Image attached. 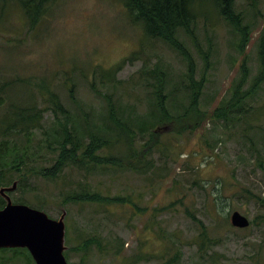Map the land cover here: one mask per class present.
I'll return each mask as SVG.
<instances>
[{
    "label": "trees",
    "instance_id": "1",
    "mask_svg": "<svg viewBox=\"0 0 264 264\" xmlns=\"http://www.w3.org/2000/svg\"><path fill=\"white\" fill-rule=\"evenodd\" d=\"M60 1L62 0H0V27L10 29V19L16 15L20 20V27L32 32L41 27L39 24L46 19L51 6ZM118 1L124 7L130 22L142 28L145 38L160 40L183 63V71L172 73L167 69L164 72L156 64L149 66L144 61L138 76L132 80L138 85L139 91L144 92L142 95L147 103L145 111L152 113L150 125L136 124L137 114L140 112L138 106L129 101L138 93L133 86H125L129 80L117 77L124 61L128 62L131 57L137 58L136 52L109 68L94 64L87 73L81 70L80 75L90 91L102 101L99 109L89 108L85 103L84 109L83 102L74 96L76 82L71 76L64 77V80L70 81V84L66 83V87L68 99L76 106L74 113L62 103L53 87L46 84V78L38 81L33 79L34 76H16L10 79L0 77V187L11 186L16 181L15 189L8 192L12 201L44 211L47 210V202L35 190L31 180L68 185L59 189L57 195L59 205L65 209L72 229L69 239L65 237L68 248L63 252L68 264H83L90 260L92 253L100 258H104L109 252L121 256L124 244L108 238V233L103 229L104 221L112 219L115 206L128 207L132 212L134 207L138 214L142 211L141 206L129 194L104 192L89 183V176L117 177L126 172L142 175L151 167L158 168L154 167L152 157L147 156L152 149H158L160 138L164 135L192 132L206 118L220 120L226 128L234 127L230 132L242 129L241 119L251 110L250 101L255 100L264 83L263 22L256 43L255 74L249 77L250 66L245 52L239 75L232 79L226 95L222 96L213 110L202 107L201 99L214 48L211 37L206 36L205 47L199 42V25L206 27L207 21L220 20L232 35L230 42L233 49L243 53L252 32L257 28L258 19L262 17L258 0H245L242 3L239 0ZM11 30L14 35L18 33L14 28ZM185 39L190 41L202 61L200 71L191 50L186 47ZM176 76L178 79L175 80ZM16 79L25 81L31 87L24 104L14 97L10 89ZM177 80L180 85L175 82ZM86 109L90 110L85 111ZM45 111L52 114L51 124L47 128L42 124ZM111 129L116 133L112 134ZM257 160L256 164L262 169L264 179L263 158L259 155ZM70 170L81 176L73 177L68 173ZM214 197L213 208L218 213L221 197ZM254 199L263 213L252 218L248 227L237 228L238 231H246L256 225V219L264 220V194L254 195ZM5 203L0 196V208ZM73 205H94L101 217H95L93 227H86L85 224L74 228L72 218H69L70 207ZM170 205L155 210L163 212ZM185 213L196 226V233L190 243L194 248L193 264H220L225 255L216 246L224 236L233 231L228 214L215 217L211 224H205L188 209ZM159 236L166 241V250L160 254L137 251L129 257H123L118 264H137L152 259L158 260L159 264H182L184 251L180 241L171 238L169 242L163 234ZM258 246L256 255L262 249V244ZM71 252L80 257V262H68ZM0 264L35 262L26 248L14 247L0 248Z\"/></svg>",
    "mask_w": 264,
    "mask_h": 264
},
{
    "label": "rangeland",
    "instance_id": "2",
    "mask_svg": "<svg viewBox=\"0 0 264 264\" xmlns=\"http://www.w3.org/2000/svg\"><path fill=\"white\" fill-rule=\"evenodd\" d=\"M242 2L245 0H239V3ZM257 5L262 17L258 19L257 28L252 32L243 53L233 49L230 42L232 35L220 20L207 21L206 27L199 25V42L205 47L206 36L211 37L214 48L201 99L203 109L213 110L226 95L232 79L239 75L245 52L250 66L249 77L255 74L256 43L264 22V0H258ZM10 20V29L0 27V77L34 76L33 79L38 81L46 78V84L53 87L72 113L76 111V106L68 99L66 83L70 84V81L64 80V77L71 76L76 82L74 96L83 102L84 109L85 104L89 108L99 109L102 101L90 91L80 75L81 70L87 73L94 64L109 68L136 52L137 58L124 61L117 77L129 80L125 86L131 85L136 89L138 95L129 101L136 104L140 112L136 124L148 126L152 113L145 111L147 103L142 95L144 92L139 91L138 85L132 82L141 71L142 62L146 61L149 66H161L164 72L167 69L180 73L184 68L181 58L166 44L144 37L142 28L130 22L118 0H62L51 6L46 19L39 24L41 27L32 32L20 27L16 15ZM11 28L18 33L14 35ZM185 42L200 71L202 61L197 51L189 40L185 39ZM179 80L175 82L180 85ZM10 89L14 97L24 104L31 87L25 81L16 79ZM250 104L251 110L241 119L242 129L230 132L234 127L226 128L222 121L206 118L192 132L162 136L158 149H152L147 156L152 157L154 167L158 168L151 167L145 174L126 172L117 177L89 176V183L104 192L129 194L142 211L138 214L134 207L132 212L128 207L115 206L114 216L109 222L104 221L103 229L108 233V238L123 242L121 256L109 252L100 258L92 253L90 260L83 264H118L123 257L137 251L160 254L165 249L166 241L159 234H163L169 242L171 238L178 239L184 251L182 264H193L194 248L190 243L196 226L186 215V209L205 224H211L213 218L227 214L229 220V214L234 210L249 220L263 213L254 195L264 194L263 172L256 164L260 155L264 166V83ZM10 112L14 115L12 110ZM51 120L52 114L45 111L43 126L49 127ZM111 133L116 131L111 129ZM68 173L75 178L81 176L74 170ZM31 183L47 202L44 212L50 218H58L65 210L59 205L58 190L68 185H54L36 179H32ZM214 195L221 197L218 213L213 208ZM168 205L170 207L166 211L155 210ZM95 209L94 205L71 206L69 218H72L73 227L85 224L86 227H93L95 217H101V213ZM66 217L67 213L64 222L68 240L72 229ZM256 223L246 231H238L232 226L233 231L216 246L225 255L220 264H264V220L256 219ZM258 244H262V249L256 255ZM68 262H80V257L71 252ZM137 264L159 262L152 259Z\"/></svg>",
    "mask_w": 264,
    "mask_h": 264
},
{
    "label": "water",
    "instance_id": "3",
    "mask_svg": "<svg viewBox=\"0 0 264 264\" xmlns=\"http://www.w3.org/2000/svg\"><path fill=\"white\" fill-rule=\"evenodd\" d=\"M16 187H0L6 201L0 208V248H26L35 264H68L63 254L65 243V210L58 218H50L43 210L14 203L8 192ZM235 228H246L250 220L238 210L229 214Z\"/></svg>",
    "mask_w": 264,
    "mask_h": 264
}]
</instances>
